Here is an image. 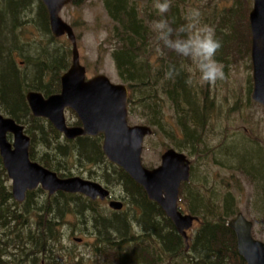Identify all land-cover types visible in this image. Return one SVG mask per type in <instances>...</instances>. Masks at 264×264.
<instances>
[{"label":"trees","instance_id":"trees-1","mask_svg":"<svg viewBox=\"0 0 264 264\" xmlns=\"http://www.w3.org/2000/svg\"><path fill=\"white\" fill-rule=\"evenodd\" d=\"M34 1L39 2L37 10L32 7ZM84 1L86 0H71V3L79 6ZM154 1L104 0L106 12L114 23L117 41L113 59L119 76L129 83L128 112L132 113L134 103L139 101L144 115L152 119L148 126L160 128L162 116L158 112L160 99L157 89L161 85L164 96L172 102L178 113V123L184 128L186 138L192 136L191 141L198 146L201 143L198 140L203 139L204 129H199V107L181 70L184 58L164 48L151 29L153 21L161 18L166 19L174 30L179 29L186 23L191 0H169L170 10L163 17L150 7L151 4L143 9L139 6V3ZM245 7L251 11L250 0L242 2L241 10ZM230 11V16L219 19L221 23L218 22L216 28H230L234 36L217 37L222 41V48L217 55L223 49L227 53L234 52L235 49L243 51L240 49V26L243 25L239 18L240 9L232 6ZM33 15L43 33L51 36L49 13L41 0L0 1V113L24 126L26 134L31 138L29 155L33 162L55 172L60 178L74 176L73 170L76 167H69V164L90 163L95 168L91 167L89 171H94L91 174L97 182L100 181L98 175L106 169V180L102 183L109 185L106 187L112 192L122 187L126 196L124 205H129L130 208L107 215L102 211L100 201L64 192L50 196L41 187L28 192L23 203L17 202L12 194V186L8 185L10 179L0 155V264H55L59 257L57 247L61 244L62 235L59 223L66 214H76L81 223L82 227L72 225L74 235H95L97 245L94 248L96 246L97 250L101 248L105 251L100 254L107 257L106 264H247L239 255L235 232L227 225L230 217L235 214L229 201L223 209L225 213L218 214L215 207L209 209L208 203L200 194L194 195L195 209L191 210V214L201 219L193 243L188 247V241L178 232L165 211L149 199L145 189L106 157L103 151V134L93 138L78 137L68 140L48 120L33 116L26 100L27 93L40 92L46 98L59 94L62 77L59 71L67 72L70 69L64 65L61 53L42 50L37 46L35 49L38 52H22L23 55L27 54V68L24 74L19 72L12 60V51L19 46L17 31ZM247 19L248 17L245 27L249 33V50L245 52L249 54L251 35ZM153 43H156V49L152 47ZM30 48L25 47L23 50ZM151 48L152 52L156 50L158 54L163 53L166 60L151 62ZM172 69L175 70L174 74L169 77L167 73ZM188 122L197 125L193 127V131L188 129ZM153 134L156 131L153 130ZM250 146L253 145L241 138L231 143L227 147L228 151H223L221 157L227 163L242 166L251 172L264 191V157L258 153L257 147V152H254ZM67 165L69 168L66 169ZM187 187L188 184H184L180 190L183 203L187 197ZM36 194L46 195L40 206ZM35 206L37 207L31 213V218L35 216V220L29 221L23 211ZM200 209H207V217H202L199 213L198 216L195 211ZM210 211L215 213V217L209 215ZM208 218L212 220L209 221ZM130 219L142 226L146 241L144 236L128 238L132 224ZM129 240H138L137 246L132 247L133 253L127 252Z\"/></svg>","mask_w":264,"mask_h":264},{"label":"rangeland","instance_id":"rangeland-1","mask_svg":"<svg viewBox=\"0 0 264 264\" xmlns=\"http://www.w3.org/2000/svg\"><path fill=\"white\" fill-rule=\"evenodd\" d=\"M246 1L247 0H237L236 2L235 0H191V6L188 7V10L191 8L199 10L202 23L214 27L216 37L219 38L221 36L227 37L226 35L234 36V32H231L230 28H216L217 23H221L219 19L224 16H230L232 6H236L240 9L239 18L243 24L240 26V42L242 43L240 49L243 51L239 52L235 49L236 52L231 51V53H227L225 49H223L219 52L216 59L224 65L226 78L224 81H218L215 85H201L191 62L186 59L181 61V70L186 80H192V83H188V86H190L191 93L195 97L199 107L201 118V120L199 119L201 122L199 123V129L202 131L204 129L203 139L198 140L201 141V143L195 146L191 141L192 136L186 138L185 131L183 130L184 128L178 123V113H176L174 105L164 96L163 88L159 85L157 90L160 99V111L158 110V112L162 116L160 123L161 127H151L152 130L156 131V134H152L145 139L142 161L147 169H155L161 165V157L166 150L175 149L179 151V153H184L192 165V178L190 184L185 189L187 197L185 200L182 199L185 203L181 202V199H179V206L183 209V214L192 215L191 210L195 209L194 195L196 194H200L204 198L208 203L209 209L215 207L214 210H216L218 214L225 213L223 209L225 208L226 202L229 201L235 213L230 218L233 219L238 213H242L248 220L254 223V237L264 242V191L261 189L259 181L256 177H253L251 172L247 169H244L242 166H236L235 164H229L221 157L223 151L224 153L228 151L227 147H229L231 143L237 142L241 138L250 145H253L249 147L252 151L257 152L258 148V153L264 157V107L258 104L256 105V103L252 101L253 66L251 51L249 54L245 52L249 50V33L245 24L246 18L248 17L247 21L250 27V9L245 7L241 10V5L242 2L245 3ZM154 3L142 2L139 3V6L143 9L147 7L148 4H151L150 7L155 9ZM250 5L252 10L253 0H250ZM32 7L37 10L39 2L34 1ZM61 17L66 23L73 27L77 36L81 64L87 70V78L91 79L97 75L103 74L108 77L113 84L129 87V83L125 82L119 76L116 63L113 59V52L117 48V41L114 36V23L106 12L104 0H86L79 6L70 3L62 11ZM38 26L40 25L33 15L30 19L26 20L20 30L17 31L20 41L19 46L12 51V60L19 72L24 74L27 68V54L23 55L22 52L28 51L26 52L28 54L38 52L35 49L37 46L42 50L58 51L63 55L64 65L70 68L73 58V46L71 41L67 36L56 38L53 34L51 36L45 34ZM25 47L31 48L23 50ZM152 47L156 49V43H153ZM150 52H152V48ZM159 59L166 60V57H164L161 52L158 54L156 50L152 52L151 62L154 63ZM153 69H155V66ZM64 73L65 70L59 71L60 75ZM143 110L139 101H136L133 106V112H128V121L131 126H148V122L152 121L151 117L148 118L147 115H144L145 113ZM2 115L4 116V114ZM4 117L9 118L7 116ZM66 120L69 125H74L78 122V117L76 113L69 110L66 112ZM195 126L197 125L193 122L187 123V127L190 131H193V127ZM12 138L13 137L9 135L10 141H12ZM245 149L248 151L247 147ZM239 150L241 151V149ZM231 154L233 155V153ZM69 161L73 162L72 160ZM70 166L76 168L73 170L74 176L68 178L79 177L88 181L97 182L93 179L91 174L94 171H89L95 168L94 165H90V163H74V165L69 164V167ZM69 167L67 165L66 169ZM104 167L105 165H103V169ZM105 173L106 169L98 175L100 179L98 183L109 187V185L102 183L106 180ZM88 175H90L92 179H90ZM8 185L10 187L12 186L11 180L8 182ZM114 190V192L110 191L112 192V199L125 203L126 196L122 192V187H118ZM44 193L48 195L46 191H44ZM35 196H37V198L39 197L40 206L46 195L36 194ZM109 202V200L105 202L100 201V203H102L101 209L107 215L115 212L109 207ZM208 206H206V208ZM36 207L37 206L32 209L29 207V210L26 212L22 210L23 213L28 216L29 221L31 219L32 221L35 220V216L32 218L31 216L33 214V209ZM72 207H75V204H72ZM127 208L129 210V205L128 207L126 206L124 210H127ZM206 211L207 209H200L198 212H195L197 214L199 213L200 216L202 215V217H207ZM210 214L215 217L214 212L212 213V211H210L209 215ZM208 219L209 221L212 220L210 218ZM78 220L76 214H66L64 220L60 221L59 225L62 232L61 244H58L57 247L59 257L55 264H106L108 260L107 257L103 255L105 251L101 248L97 250L96 246L94 248L96 244L95 235L88 236L81 233H76L77 235L73 234L75 229H72V225H75V227H82ZM230 220H228V222ZM29 223L33 224V222ZM198 228L199 225L194 224L193 228L188 231V238L190 240L188 239V242L185 240L188 247L193 243V237ZM129 236L128 238L144 236V241L147 240L142 226L136 221H133L130 226ZM76 238L82 239L83 241L79 243L75 242ZM137 242L138 240L127 241L128 253H133L132 247L137 246ZM108 254L110 255L111 253ZM119 254L120 253H118V255ZM140 255L142 256L141 253ZM112 264H119V262H113Z\"/></svg>","mask_w":264,"mask_h":264},{"label":"water","instance_id":"water-1","mask_svg":"<svg viewBox=\"0 0 264 264\" xmlns=\"http://www.w3.org/2000/svg\"><path fill=\"white\" fill-rule=\"evenodd\" d=\"M46 6L54 37L67 36L73 46L70 69L61 77V93L45 98L41 93L30 92L27 102L32 114L47 119L54 128L73 140L81 136L104 135L103 151L106 157L121 167L141 185L149 199L157 203L174 223L178 232L188 241V231L198 221L179 209L180 187L189 181L190 161L184 153L168 149L161 157V165L147 169L143 165L144 141L153 134L149 126H130L128 122L129 92L125 85L113 84L103 74L87 78L81 64L77 37L61 13L71 0H41ZM251 28V60L253 66L252 101L264 107V0H253L249 14ZM73 110L82 127H70L65 112ZM11 135L12 141L9 140ZM31 139L24 126L0 114V155L12 182V194L17 202H24L27 193L41 187L50 196L64 192L82 194L93 201H105L111 193L98 182L79 177L60 178L30 159ZM109 207L122 211L124 203L111 200ZM227 225L237 236L239 255L247 264H264V242L253 236L254 224L242 213ZM76 242L81 239L76 238Z\"/></svg>","mask_w":264,"mask_h":264},{"label":"clouds","instance_id":"clouds-1","mask_svg":"<svg viewBox=\"0 0 264 264\" xmlns=\"http://www.w3.org/2000/svg\"><path fill=\"white\" fill-rule=\"evenodd\" d=\"M170 7L169 0H155L154 8L161 17ZM151 29L164 48L191 62L201 85H215L218 81L225 80L224 65L216 59L222 48V41L216 37L214 27L202 23L199 10L189 9L186 23L179 29L174 30L163 18L153 21ZM174 71L170 70L167 75L172 77ZM187 83L191 84L192 80Z\"/></svg>","mask_w":264,"mask_h":264},{"label":"flooded vegetation","instance_id":"flooded-vegetation-1","mask_svg":"<svg viewBox=\"0 0 264 264\" xmlns=\"http://www.w3.org/2000/svg\"><path fill=\"white\" fill-rule=\"evenodd\" d=\"M67 124H68V122H67ZM68 126H70V127H82L83 125H82V123L80 122V120L78 119V122L76 123V124H74V125H69L68 124ZM58 131V130H57ZM63 136H64V134H62ZM81 137H90V138H93L92 136H81ZM64 138H66L65 136H64ZM67 139V138H66ZM75 139H77V138H75ZM69 140V139H68ZM74 140V139H73ZM177 151V150H176ZM179 152V151H178ZM191 178H192V165H191V162H190V176H189V181L186 183V184H190V181H191ZM101 184V183H100ZM183 184H185V183H183ZM182 184V185H183ZM102 185V184H101ZM106 189H108L106 186H104ZM109 190V189H108ZM111 194H112V192H111ZM79 195H82V194H79ZM90 199V198H89ZM107 200H109V201H111V200H113L112 199V195L110 196V198H107L105 201H107ZM96 201H100V200H96ZM105 201H101V202H105ZM239 214V213H238ZM237 217V216H236ZM235 217V218H236ZM198 218V217H197ZM234 219V218H233ZM233 219H231V220H233ZM199 222H200V219L198 218V221H196L194 224H199ZM83 240L81 239V242H82ZM79 243V242H78Z\"/></svg>","mask_w":264,"mask_h":264},{"label":"bare ground","instance_id":"bare-ground-1","mask_svg":"<svg viewBox=\"0 0 264 264\" xmlns=\"http://www.w3.org/2000/svg\"><path fill=\"white\" fill-rule=\"evenodd\" d=\"M174 224V223H173ZM175 226V225H174Z\"/></svg>","mask_w":264,"mask_h":264}]
</instances>
